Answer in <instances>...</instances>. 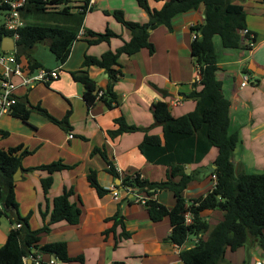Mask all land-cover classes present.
I'll list each match as a JSON object with an SVG mask.
<instances>
[{"label":"crops","instance_id":"1","mask_svg":"<svg viewBox=\"0 0 264 264\" xmlns=\"http://www.w3.org/2000/svg\"><path fill=\"white\" fill-rule=\"evenodd\" d=\"M167 1L149 0V4L152 9L160 10ZM232 2L244 7L247 28L256 36L257 42L250 51L251 56L240 58V70L235 71L233 76L228 75L230 71L225 69L226 64L222 62L215 43L220 68L217 78L223 83V92L232 104L230 133L238 132L240 140H243V145L238 146L241 148L239 156L236 155L237 147L232 161L241 171L254 173L256 169L264 171V100L253 102L245 96L250 84L264 85V76L254 72L246 73L244 67L253 63L264 69V0ZM91 5L82 30L85 32L91 29L103 33L111 29L120 36L112 38L110 43L103 42L92 46L80 38L74 43L67 62L60 64L56 61L52 68L46 67L42 60L34 57L39 50L37 45L32 53L33 59L44 68L60 69V77L50 84L32 88L19 87L16 91L18 99H27L34 107L40 105L55 119L62 120L70 111L68 130L37 111H33L29 120L33 128L10 114L0 119V130L10 133L7 138L0 136V147L8 149L23 145L32 152L23 159L22 175L16 182L19 211L23 217L32 211L31 227L34 230L39 229L49 224L54 199L63 194L65 188L74 186L76 194L70 200L74 203L77 197L81 198L84 207L81 224L78 227L70 226L67 222L51 224L50 233L42 235V245L66 242L71 257L83 255L85 258L84 263L76 261L66 264H184L180 259V252L185 246H178L169 240L172 227L168 218L158 223L152 222L145 205L129 203L122 194L119 200L114 199L112 193L100 198L90 188L87 176L91 170H96L99 180L102 175L106 178L105 183L100 181L106 189L112 190L118 186L117 179L106 172L107 164L104 159L100 155L92 156L93 150L99 148L106 150L121 179L136 173L150 181L167 179L168 168L150 163L139 150L145 132L126 133L116 138H111L108 132L117 129L115 120L124 116L128 124L150 128V134L162 135V127L154 125L152 113V105L159 101L169 104L175 118L196 109L197 101L186 99L185 95L195 88L201 89L197 82L199 69L191 53V28L204 24L205 7L201 5L197 10L176 16L172 21V29L161 25L151 30L150 42L155 47L153 54L143 49L131 58L121 57L119 63L123 78L115 86L120 108L108 109L103 103L97 102L89 109L83 98L82 84L75 82L70 72L83 68L86 54L100 57L106 51L116 50L131 39L130 31L105 12L122 11L127 20L134 22L145 23L149 20V15L140 8L137 0H92ZM214 42H217L216 37ZM43 46L49 48L47 42ZM255 55L257 58H254ZM21 59L29 65L27 58ZM89 74L100 86L106 87L108 75L103 69L93 66L89 68ZM245 74L250 76V83L243 87ZM229 78L232 81L227 80ZM18 81L20 82L19 79ZM9 125H14L15 130L8 128ZM70 135L73 138L70 139ZM217 156L218 149L214 147L200 163L187 166L188 172L202 170L199 178L191 182L183 194L188 201L213 190L215 181L211 173L215 169ZM57 161H63L67 165L78 164V167L53 173V184L48 194L44 193L42 185V180L49 177L46 171L23 172V169ZM153 199L169 209L175 204L173 194L169 191L159 192ZM119 208L125 218L126 230L131 233L130 238L120 236L123 231L121 226L116 229V234H103L113 226V222L108 219ZM42 213L46 214L45 219ZM204 216L213 225L223 219L220 211L208 210L204 212ZM3 219L6 221L2 222ZM3 219L0 225V248L6 243L12 229L10 219ZM115 235L118 239L116 247ZM193 241L195 239L190 238L188 243L192 244ZM259 252H264L260 245H251L248 250L242 247L235 252L228 251L222 264H256L264 260Z\"/></svg>","mask_w":264,"mask_h":264},{"label":"trees","instance_id":"2","mask_svg":"<svg viewBox=\"0 0 264 264\" xmlns=\"http://www.w3.org/2000/svg\"><path fill=\"white\" fill-rule=\"evenodd\" d=\"M90 2L91 0H28L26 8L21 11L25 24L18 30L17 57L27 58L29 67L35 70L42 67L32 57L35 47L40 43L47 42L56 61L65 64L74 43L80 38L92 46L103 42L110 43L112 38L119 37L120 35L111 29L103 33L87 29L84 35L80 36L85 16L90 10ZM137 2L149 15V20L145 23L127 20L122 11L105 12L130 31L131 39L116 50L106 51L100 57L86 54L83 68L70 72L73 80L83 86V98L87 107L90 109L97 102H101L108 109L120 108L115 86L123 78L119 63L121 57L131 58L143 49L153 54L155 47L150 42V30L161 25L172 29V21L176 16L197 10L204 5V24L191 28L192 32L199 34L192 42L191 53L199 69L201 89L195 88L185 95L186 99L196 100L197 107L193 112L175 118L168 103L164 101L154 103L152 105L154 125L162 127V135L150 134V128L130 125L124 116L115 120L117 129L108 132L111 138L126 133L145 132L139 150L150 163L168 168L166 180L150 181L139 173L121 179L106 150L95 148L92 156L100 155L107 164L106 172L114 179H121V184L115 186L117 190L130 187L150 197L144 204L149 218L154 223L165 218L170 220L172 232L169 240L173 244L183 247L187 239L198 238L199 241L192 244L193 246L181 250L180 259L184 264H222L228 251L235 252L239 248L251 245H260L264 249V171L245 173L239 167L236 171L237 164L232 161L240 144V136L238 132L230 133L232 104L223 92V83L217 78L220 68L214 42L215 37L219 36L225 49L252 51L253 47L247 43L248 37L241 33L242 30L248 29L244 7L233 3L232 0H168L158 10L150 7L149 0ZM6 9L7 6L0 0V12L3 14ZM7 37L14 38V33L7 30L0 21V54L3 53L2 41ZM253 42L254 45L257 42L255 35ZM93 66L103 69L108 75L106 87L100 86L98 81L90 76L89 68ZM244 72L253 73L248 67H244ZM33 111L39 112L65 129L69 128L70 111L62 120H58L40 105L32 106L27 99H18L10 115L33 128L29 124ZM9 134L0 130V136L3 138H7ZM214 147L218 149V156L211 175H216V185L208 194L188 201L183 194L189 184L199 178L202 170L188 172L187 166L200 163ZM31 154L32 152L23 145L8 149L0 148V204L17 210L16 213L6 211L0 213V225L4 217L9 218L12 224L6 243L0 248V264H25L24 257H29L36 251L50 257L55 256L64 264L76 261L84 263L83 255L78 257L69 255L66 242L42 245V235L50 233L51 224L67 222L73 227L81 224L84 216L81 198L77 197L74 203L70 200L76 194L74 186L65 188L63 194L54 199L50 222L39 229L34 230L31 227L32 211L26 217L19 211L14 175L22 168L23 159ZM76 167L78 164L67 165L63 161H57L23 169V172L46 171L49 177L42 180V185L44 193L48 194L53 184V173L73 170ZM87 180L90 188L100 198L113 192L101 185L96 170L90 171ZM163 191L173 194L175 204L171 209L153 199L154 195ZM125 200L135 203L129 197ZM208 210L222 212L223 219L212 225L204 216V212ZM188 212L191 213L193 222L186 226L184 216ZM42 215L45 219L46 214ZM108 221L113 222V226L103 233L105 236L116 234V229L121 226L123 231L120 236L131 237V233L126 230L125 218L120 208ZM16 224H21L22 227L15 229ZM115 238L116 247L118 244L116 235Z\"/></svg>","mask_w":264,"mask_h":264},{"label":"built area","instance_id":"3","mask_svg":"<svg viewBox=\"0 0 264 264\" xmlns=\"http://www.w3.org/2000/svg\"><path fill=\"white\" fill-rule=\"evenodd\" d=\"M92 0L90 2V7ZM3 4L7 6V9L3 12L4 16V26L7 30L14 33L15 42L19 38L18 30L24 26L25 22L21 16V11L26 8L28 0H3ZM89 7V9H90ZM242 35L248 37L247 43L253 47L254 46V34H252L249 29L242 30ZM84 35V31L81 30L80 36ZM199 37L198 32H192L193 40ZM60 69H48L40 67L38 69H31L28 64H26L21 58L16 55V49L10 52H3L0 54V119L4 115H9L12 113L13 107L17 104L18 98L16 96V91L19 87L32 88L42 84H50L51 82L58 80L60 77ZM20 80V82L18 81ZM197 82H200V75L198 73ZM250 83V76L245 74L243 77L242 86L245 87ZM69 138H73L70 135ZM213 181L216 180V175H212ZM214 185V187H215ZM113 198L116 200L120 199L122 194L126 198L129 197L133 199L135 203L145 204L150 198L145 193H140L134 191L130 187H125L121 190H117L115 187L112 189ZM0 208L3 209V205L0 204ZM193 218L190 212L186 213L184 216V224L186 226L191 225ZM21 224H16L15 229L21 228ZM193 245L199 240L195 238ZM189 239L186 240L185 247L191 246L188 243ZM192 245V246H193ZM29 257H24V263L28 264H64L57 260L55 256H47L38 251ZM256 264H264V260L258 261Z\"/></svg>","mask_w":264,"mask_h":264},{"label":"rangeland","instance_id":"4","mask_svg":"<svg viewBox=\"0 0 264 264\" xmlns=\"http://www.w3.org/2000/svg\"><path fill=\"white\" fill-rule=\"evenodd\" d=\"M0 21L4 22V16L1 12H0ZM216 41L217 42H215V43H216L218 51H219L218 54H219L222 62H224L226 64L225 69L230 71V73L228 75L233 76L235 71L240 70L241 65L238 63L240 58H242L244 56H251L250 51L230 50V49L222 48L221 39L219 36L216 37ZM38 47H39V50L34 57L42 60L43 64L48 68H52L53 66H55V64L57 63L56 58L53 55V53L50 51V49L48 47L44 48L43 43L38 44ZM242 53H244V54L242 55ZM254 58H257L256 55L254 56ZM257 60H260V59L258 58ZM249 62H250V59H249ZM227 80L232 81L231 78H229ZM241 97H242V95H241ZM245 98H249L253 102H257L259 100L263 101L264 100V85L256 86V85L250 84L247 88ZM12 123L14 124V122H12ZM8 128H10L11 130H15L14 125H12V126L9 125ZM241 145H243V140H240V146ZM0 148H2V147H0ZM240 150H241V148L238 147V151L236 152V155L239 156ZM253 172L254 173H261L263 171H259L256 169ZM99 181H102V183H105L106 178H103V175H102L100 177ZM5 221L6 220L3 219L2 222H5ZM245 247L248 250L250 246H245Z\"/></svg>","mask_w":264,"mask_h":264},{"label":"water","instance_id":"5","mask_svg":"<svg viewBox=\"0 0 264 264\" xmlns=\"http://www.w3.org/2000/svg\"><path fill=\"white\" fill-rule=\"evenodd\" d=\"M151 31V30H150ZM16 49V42L11 38V37H7V38H4L3 41H2V47H1V50L3 52H10V51H14ZM248 68L250 71L256 73L257 75H261V76H264V69L263 68H260V67H257L256 65H254L253 63H250L248 65ZM238 167H236V171H237ZM21 175H22V170L21 168H19L17 170V172L15 173L14 175V181L17 182L20 180L21 178ZM116 184L117 185H120L121 184V179H117L116 181ZM12 212V213H16L17 210L16 209H11L9 207H6L5 205H3V209L0 208V213L1 212ZM259 255L262 259H264V252H259ZM28 264H32L31 262L28 263Z\"/></svg>","mask_w":264,"mask_h":264}]
</instances>
